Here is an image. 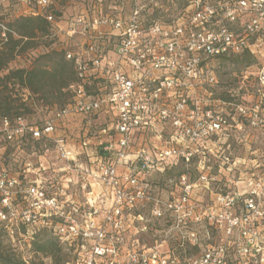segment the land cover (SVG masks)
Returning a JSON list of instances; mask_svg holds the SVG:
<instances>
[{
  "label": "built area",
  "instance_id": "1",
  "mask_svg": "<svg viewBox=\"0 0 264 264\" xmlns=\"http://www.w3.org/2000/svg\"><path fill=\"white\" fill-rule=\"evenodd\" d=\"M118 1L109 10L90 5L54 23L55 37L63 33L76 47L65 54L75 69L70 104L45 108L36 123L0 117L2 163H13L0 169V230L10 252L22 264L50 259L33 247L47 231L62 248L80 251L76 264H231V250L239 257L234 264H264L254 223L264 183L254 182L246 197L215 193L206 202L196 195L215 181L205 162L213 154L211 138L225 124L213 116L217 99L210 100L209 90L217 81L209 62L244 53L264 58V0H186L189 11L171 22L153 18L146 6ZM10 2H33L36 15L51 1L0 0ZM253 78L243 101L238 94L233 99L251 125L264 123L257 117L264 114V65ZM100 113L110 124L100 131L108 138L86 165L80 157L88 142L80 139L76 147L58 131L67 118L89 121ZM49 151L57 161L51 171L31 164L37 152ZM195 157L192 178L187 171ZM178 162L186 172L169 182L170 191L152 187L151 175ZM160 222L165 231L150 227Z\"/></svg>",
  "mask_w": 264,
  "mask_h": 264
},
{
  "label": "rangeland",
  "instance_id": "2",
  "mask_svg": "<svg viewBox=\"0 0 264 264\" xmlns=\"http://www.w3.org/2000/svg\"><path fill=\"white\" fill-rule=\"evenodd\" d=\"M50 1L51 7L47 9V13L51 12L53 15H56V13L61 12L65 18L82 12L90 5H101L104 10H109L110 6L114 7L119 3L118 0ZM125 3L128 4L130 8L135 4L146 6L147 14L150 12L153 18L165 22H171L185 14L187 10L189 11V9L185 10L188 4L186 0H126ZM34 6L35 4L33 2H31V4L19 2L0 4V21L5 23L20 15L27 16L30 14V9H33ZM144 15L146 18H149L146 16V12H144ZM59 25H61V28L63 27V23ZM62 34L63 33L58 34L55 39L38 35L35 40L31 42L29 48L12 63H9L8 67L12 69L29 67L36 55H42L51 49H56V46H65L66 42L72 45ZM262 65H264V58H260L259 60L256 59L255 63L250 66L251 68H243L240 65H233L230 62H222L220 60H210L209 62V70L213 73L217 81V84L210 86L209 90L210 100L217 99V102H213L212 104L213 109L217 112V114H213V116L219 115L225 121V124L223 125L224 129H222L219 135L213 136L209 142V147L213 150V154L208 156L205 166L209 167L208 172L215 178V181L211 185L209 191L199 189L196 193L198 198L203 201L208 202L215 193L231 194L235 191L242 197H246L248 190L254 182L264 183V123L257 120L255 125H251V123L247 121L249 120L248 118L244 120L239 116L236 110V103L233 101L236 94L239 95L238 100L244 99V95L247 93V90H250L254 82L253 73L256 68ZM5 73L6 70L0 71V79ZM2 85L4 84H0V90L4 91L5 89H3ZM6 86L7 92L11 95L12 99L16 101L15 104L20 105L22 103L24 105L22 107L19 106L21 107L19 111L22 112L27 109L28 112H24V114L32 123L39 122L40 119H42V111H44L45 107H58L63 103L62 98L42 99L37 94L32 96L18 84L6 83ZM227 97L232 99L231 104H227L228 102L222 104L221 99H226ZM246 115L248 117V113H246ZM106 116V114L100 113L97 116L91 117L92 119H89V121L82 117L67 118L64 120L63 124H61V130L58 131V134H66L69 138L72 137L70 139L76 143V147L80 139V142H82L83 139L88 142L87 146L83 147L84 153L80 157L86 165H91L90 163L95 161L98 152L97 143H99L101 139H105L104 134L100 131L102 128L110 126V124L106 122L108 120ZM263 116V113L257 114L258 119L260 117L263 118ZM238 125L239 127H237ZM3 154L4 151L0 149V169L6 170V168H13V163L9 160L2 163ZM36 154L40 156V158L36 160L32 158V165L41 163L46 170L51 171L53 168L52 164L57 163L56 156L51 151L45 156L40 152ZM196 159L195 157L187 171L192 178L198 175L196 170ZM182 171L186 172V169L178 162L172 168L171 172L167 174L164 173L163 175L153 174L148 178V182L152 187L159 190L170 191L172 186L169 182L174 181L177 175ZM49 176L51 177V174H49ZM257 204L261 212V217L259 219H254V223H256L263 237V243L261 244H264V190ZM20 206L16 207V209L18 210ZM139 212L145 215L146 208L139 209ZM150 227L153 229L157 227V229L165 231L167 226L164 222H160ZM148 241L151 242L150 235L145 238V242L147 243ZM0 243V251L4 250L5 252H10V244L6 242L2 235L0 236ZM240 244H242V241H240ZM79 252L63 247V259L59 264H76L79 259ZM235 259L239 260L238 254L235 250H231L230 263L234 264ZM33 264H54V262L50 259L42 261V257H35L33 259Z\"/></svg>",
  "mask_w": 264,
  "mask_h": 264
},
{
  "label": "trees",
  "instance_id": "3",
  "mask_svg": "<svg viewBox=\"0 0 264 264\" xmlns=\"http://www.w3.org/2000/svg\"><path fill=\"white\" fill-rule=\"evenodd\" d=\"M50 7L51 2L48 7L42 9L36 15L30 13L27 16H17L5 23L0 21V71L6 70V73L0 79V84H4L2 86L5 89L4 91L0 90V117L12 119L17 116H25L24 112H28L27 109L22 112L19 111V108L24 105L22 103L20 105L15 104L16 101L7 92L6 83L18 84L30 95L34 96L37 94L42 99H63V103L60 106L52 108H62L72 102V95L68 91V86L75 81V69L73 62L65 59V54L67 51L75 50L76 47L70 45L69 42H66L65 46H56V49H51L42 55H36L29 67L16 69L8 67L9 63H12L29 48L31 42L38 35L55 39L54 23L60 19L62 20L64 16L61 12L56 13V15H53L51 12L47 13V9ZM101 9L105 11L102 6ZM48 17H52V20H49ZM219 60L230 62L233 65H240L243 68L253 65L256 61L248 53L232 59L221 58ZM224 100L229 101V97L224 98ZM45 108L52 109L51 107ZM112 132V130L109 131L110 134ZM107 138L106 136L105 139H101V142L104 143ZM33 144L32 146H34L35 150H41L42 145L40 142ZM97 149L98 156L101 154V146L97 145ZM171 170H168L165 174L171 172ZM183 173L184 171L180 172L177 176ZM0 234L4 236L2 230H0ZM33 247L36 252L42 254L44 257H49L54 264H59L63 259L62 246L47 231L40 233L34 241ZM0 264L22 263L12 252L1 250Z\"/></svg>",
  "mask_w": 264,
  "mask_h": 264
}]
</instances>
